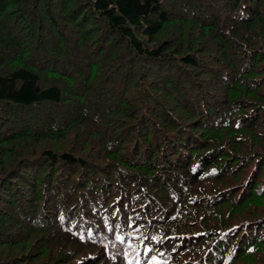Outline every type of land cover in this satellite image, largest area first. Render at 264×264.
Wrapping results in <instances>:
<instances>
[{
  "label": "trees",
  "instance_id": "1",
  "mask_svg": "<svg viewBox=\"0 0 264 264\" xmlns=\"http://www.w3.org/2000/svg\"><path fill=\"white\" fill-rule=\"evenodd\" d=\"M0 264H264V0H0Z\"/></svg>",
  "mask_w": 264,
  "mask_h": 264
},
{
  "label": "rangeland",
  "instance_id": "2",
  "mask_svg": "<svg viewBox=\"0 0 264 264\" xmlns=\"http://www.w3.org/2000/svg\"><path fill=\"white\" fill-rule=\"evenodd\" d=\"M162 68H158V70L160 71ZM163 74L166 75V76H170V75H173V73L169 72L168 70L166 72L163 71Z\"/></svg>",
  "mask_w": 264,
  "mask_h": 264
}]
</instances>
